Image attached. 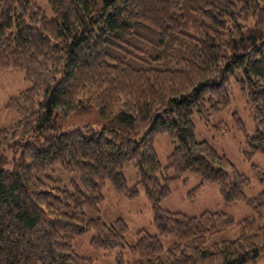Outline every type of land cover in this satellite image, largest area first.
Instances as JSON below:
<instances>
[{"label":"trees","instance_id":"1","mask_svg":"<svg viewBox=\"0 0 264 264\" xmlns=\"http://www.w3.org/2000/svg\"><path fill=\"white\" fill-rule=\"evenodd\" d=\"M48 3L51 16L35 0H0V70H22L29 82L7 103L17 122L0 128V264H94L73 245L89 232L94 249L128 248L130 259L119 251L117 264L256 263L264 251V189L246 194L251 179L197 139L194 116L231 106L237 87L255 124L248 133L234 114L244 155L264 154V0ZM95 110L102 128L61 127ZM160 135L176 145L164 166ZM13 147L19 155L10 159L4 151ZM129 164L138 170L134 185L124 174ZM58 165L77 175L73 189L53 177ZM253 168L264 187V173ZM190 175L199 177L191 194L217 184L226 202H244L254 216L237 221L223 211L192 216L163 207L173 183ZM107 183L131 201L143 187L156 234L141 229L128 244L124 219L90 214L100 211ZM237 224V238L217 239Z\"/></svg>","mask_w":264,"mask_h":264},{"label":"rangeland","instance_id":"2","mask_svg":"<svg viewBox=\"0 0 264 264\" xmlns=\"http://www.w3.org/2000/svg\"><path fill=\"white\" fill-rule=\"evenodd\" d=\"M35 1L44 8L49 16L52 15L53 12L48 0ZM28 86L29 82L25 80V74L22 70H0V128L11 127L17 122L18 114L8 108L7 103L11 96L18 94ZM247 99L246 95L235 87L231 106L210 116H202L197 113L194 116V122L197 139L210 142L219 152L226 154L240 172L251 179V184L246 189V194L252 197L258 195L264 189L260 184L257 172L253 168V165H257L260 171L264 173V154H257L252 160H248L244 155L246 137L245 133L238 128L234 114H239L243 119L248 133L254 131L253 114L246 102ZM60 124L64 129H71L88 124L96 128H102L105 123L95 110L90 114L72 115L68 119L61 121ZM220 125H225V131H220ZM33 138L30 137V139ZM175 146V143L167 135H160L156 138L155 147L163 166L167 164L168 156L173 152ZM4 153L10 159H14L19 155V150L13 147L5 150ZM9 167L11 168L12 164ZM124 174L130 185H134L139 180L137 167L133 164L125 167ZM52 175L61 181V185H66L70 189L74 188V182L79 183L75 173L66 172L60 165L55 167ZM198 182L199 177L196 175H190L187 182L182 180L174 182L171 195L163 200L161 205L167 209L184 212L192 216L199 215L207 210L226 212L237 221L254 216V212L244 202H226L222 198L217 184H205L198 192L191 194ZM104 194L105 200L100 207V211L90 214L92 216H100L106 222H113L118 218L124 219L129 225V232L126 235L128 244L135 243L136 234L141 229H147L151 233L156 234V229L152 224L153 208L143 187H140L139 196L132 201L127 200L116 192L110 183H107ZM239 232L240 226L237 224L217 236V239H235L238 237ZM92 235L93 233L89 232L74 240V249L79 255L92 259L94 264H117L116 255L119 251L123 252L126 259H130L131 255L128 248L113 251L94 249L90 244ZM172 241V237L165 238V246H169ZM248 264H264V251L261 252L256 263L250 262Z\"/></svg>","mask_w":264,"mask_h":264}]
</instances>
